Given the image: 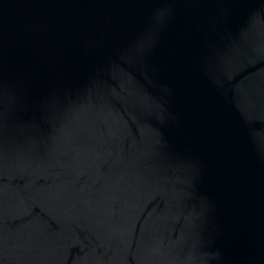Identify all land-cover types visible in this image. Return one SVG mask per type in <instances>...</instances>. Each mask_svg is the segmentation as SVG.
Masks as SVG:
<instances>
[{
  "label": "water",
  "instance_id": "obj_1",
  "mask_svg": "<svg viewBox=\"0 0 264 264\" xmlns=\"http://www.w3.org/2000/svg\"><path fill=\"white\" fill-rule=\"evenodd\" d=\"M0 264H264V0H0Z\"/></svg>",
  "mask_w": 264,
  "mask_h": 264
}]
</instances>
